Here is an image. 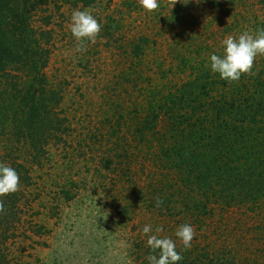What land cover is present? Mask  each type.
<instances>
[{"label": "trees", "instance_id": "trees-1", "mask_svg": "<svg viewBox=\"0 0 264 264\" xmlns=\"http://www.w3.org/2000/svg\"><path fill=\"white\" fill-rule=\"evenodd\" d=\"M111 1L0 0V162L20 177L19 191L0 197L6 205L0 264H18L12 249L19 239L46 233L32 210L43 196L36 169L50 162L48 147L74 146L85 159L104 140L110 146L99 156L101 167L128 185L123 200L151 214L163 226L160 236L171 237L185 223L194 227L192 248L177 247L180 264H264V56L255 60L256 75L233 83L207 67L211 54L223 53L217 43L224 37L264 28L250 17L253 6L264 10V0H205L172 9L171 0H160L152 13L139 0H118L106 12ZM67 6L96 10L103 28L95 53L102 47L114 64L109 110L99 109L86 137L60 109L69 84L47 72L63 41L54 27ZM110 183L108 195L114 194ZM59 189L52 217L78 188Z\"/></svg>", "mask_w": 264, "mask_h": 264}, {"label": "rangeland", "instance_id": "rangeland-1", "mask_svg": "<svg viewBox=\"0 0 264 264\" xmlns=\"http://www.w3.org/2000/svg\"><path fill=\"white\" fill-rule=\"evenodd\" d=\"M117 3L118 0H112L111 10L106 12L117 8ZM70 9L71 7L67 6L61 11L64 17L58 20L57 27H54L58 36L63 37V41L57 43L59 50L51 59L47 72L55 78L64 77L69 84L65 89V99L60 109L65 111L67 117L76 118L73 126L77 135L86 137L89 131L94 132L96 129L95 114L99 113V109L101 112L109 110L108 104L105 103L109 96L106 88L112 84L114 64L102 47L97 49L98 53H95L94 46L97 41L88 44L84 53H77L74 50L77 42L69 31V18L72 13ZM91 12L97 16L96 10ZM250 17H255L253 21L256 24L264 23V10L260 6L255 8L253 6ZM246 27L243 26L242 29ZM234 35L237 36V33ZM219 38L218 36L216 40ZM222 40L217 43L218 47H221ZM88 59L89 64L86 67L85 63ZM109 142L104 140L98 143L97 147H92V152H87L85 159L78 158L77 153H73V150L76 151L73 149L74 146L69 149L63 146L48 147L50 162L44 164L43 168L36 169V176L41 179L38 191L43 196L33 205L32 210L35 213L36 210L39 211V215L34 216L33 221L43 225L46 233L29 241L25 239L17 241L12 249V258L18 264L147 262L146 257L150 254V250L146 243L147 237L142 233V227L152 224L155 229L159 222L142 209L140 204L123 200L126 198L124 193L129 190L128 185H123L122 180L118 183L120 179L119 177L116 179L117 175L112 177V174H108L101 167L99 156L107 151ZM98 148H101V152ZM131 169L135 174L133 182L138 183L141 174L139 162L132 163ZM110 179L115 182V187H113L114 194L108 195L107 190L112 189ZM73 183H76L78 188L73 189L72 194L73 196L75 194V199L70 203L61 201L60 210L56 211L59 215L52 217L51 208L56 206V201H53L55 194H60V187H68ZM126 204L127 214L121 216L119 213ZM171 238H174V234ZM176 243L179 248V240H176Z\"/></svg>", "mask_w": 264, "mask_h": 264}, {"label": "clouds", "instance_id": "clouds-1", "mask_svg": "<svg viewBox=\"0 0 264 264\" xmlns=\"http://www.w3.org/2000/svg\"><path fill=\"white\" fill-rule=\"evenodd\" d=\"M190 2L200 4L205 0H171L172 9L177 3L187 6ZM140 6L149 13L155 12L161 6L160 0H139ZM103 23L89 10H73L69 18V31L77 42L75 51L84 53L88 44L96 43L100 38ZM222 54H211L207 67L213 74H218L227 83L238 82L243 75L254 76V63L258 56H264V28H257L255 33L244 31L238 36L229 35L222 40ZM20 177L17 171L4 162H0V197L19 191ZM163 200H155V207L160 208ZM6 214V205L0 200V215ZM107 218V217H106ZM104 218V219H106ZM164 231L162 225L153 229L152 224L142 227V233L147 237L150 254L146 257L148 264H180L183 256L177 251L176 240H179L184 251L190 250L196 231L190 223H185L176 229V240L168 236H160ZM153 232L155 234H153Z\"/></svg>", "mask_w": 264, "mask_h": 264}]
</instances>
